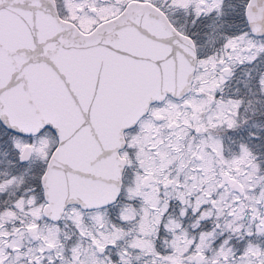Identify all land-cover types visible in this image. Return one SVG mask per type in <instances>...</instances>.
Here are the masks:
<instances>
[{
    "label": "snow or ice",
    "instance_id": "obj_1",
    "mask_svg": "<svg viewBox=\"0 0 264 264\" xmlns=\"http://www.w3.org/2000/svg\"><path fill=\"white\" fill-rule=\"evenodd\" d=\"M0 264H264V0H0Z\"/></svg>",
    "mask_w": 264,
    "mask_h": 264
}]
</instances>
